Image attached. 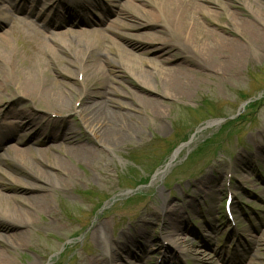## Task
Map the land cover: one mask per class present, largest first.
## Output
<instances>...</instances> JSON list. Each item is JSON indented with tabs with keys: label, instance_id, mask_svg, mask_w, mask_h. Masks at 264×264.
Masks as SVG:
<instances>
[{
	"label": "rangeland",
	"instance_id": "374dc122",
	"mask_svg": "<svg viewBox=\"0 0 264 264\" xmlns=\"http://www.w3.org/2000/svg\"><path fill=\"white\" fill-rule=\"evenodd\" d=\"M4 1L0 2V7L9 6ZM124 1L114 0L120 5ZM260 1L219 0V4L235 6L240 11L238 18L248 21L242 10L255 12ZM100 2L96 11L79 17L73 25L65 21L55 31L69 29L81 34L99 29L109 35L106 28H113L109 24L115 18L114 7L108 0ZM43 11L49 10L36 6L30 19L41 20ZM23 15L17 14L18 17ZM219 22L225 26L224 35L239 41L243 62L219 79L200 77L184 97L168 92V86L159 81L149 82L150 87L144 85L142 82L147 80L146 77H138L125 65L130 60L134 68H149L138 59L122 58L119 50L113 47L110 56L118 63H106L104 70H96V75L91 71L78 73L73 65V78L69 79L58 74L62 65L67 67L63 61L59 65L52 61L47 64V72L63 81L65 89L69 90L71 86L77 89L85 76H89V85L94 90L111 85L123 91L126 94L124 100L137 109L132 112L140 118L142 126L127 133V138L118 145L98 143L87 160H68L75 175L67 177L58 173L63 179L50 189L51 210L32 214L23 244L0 243V249L8 254L13 264H88L94 256L109 261L115 251L121 252V244L133 235L135 237L138 231L144 232L146 238H135V244L140 246L138 250L143 249L146 258L141 261L131 253L127 258L130 261L160 264L166 253L174 258V264H197L195 259L185 256L178 247L165 240L169 230H166L164 219L177 215L187 230L176 236L180 241L188 239V247L197 250L196 256L200 259L209 261L220 252L228 254L232 264H247L249 259L264 264V156L256 158L257 145H264V41L259 40V46L252 48L243 35L236 37L241 29L231 25L227 17L222 15ZM7 28L0 22V33ZM18 30L23 37L30 34L24 26H19ZM54 38L59 43H72L78 49L81 46L76 43V38L75 42L65 35ZM10 43L12 47H18V54H23V48L14 38ZM56 53L66 58L70 56L61 50ZM95 57L102 58L99 51L95 52ZM122 64L124 69L123 66L121 69ZM7 80L0 77V97L4 102L7 101L6 89L14 91V85ZM140 99L152 101L151 106H157L160 115L153 112V107L140 104ZM31 105L28 99L17 100L19 108ZM35 109L44 112L36 106L33 113H37ZM66 120L77 129L81 142L95 140L92 133L84 131L78 116L70 113ZM49 143L51 141H46L35 149ZM9 146L25 148L30 146V141L27 136L20 140L15 136L4 140L0 154L5 160L9 159L6 152ZM178 148L172 166L165 173H158ZM242 157H246L249 166L245 170L236 163ZM27 160L36 164L29 156ZM6 162H0V168L13 169L11 172L16 175L17 169L9 170L7 167L11 165ZM44 170H47L45 166ZM229 170L236 171V184ZM50 171L56 173L53 169ZM217 172L221 173V188L214 186V182L210 185L206 182L209 176L214 180ZM209 186H214L212 194L205 196L201 189ZM229 186L234 196L232 219H227L222 209ZM210 222L220 229L213 233L206 231ZM208 234L211 238L207 241ZM251 238L260 239L259 245L256 246ZM242 243L241 253L238 250L235 254L234 250ZM130 247L135 250V246Z\"/></svg>",
	"mask_w": 264,
	"mask_h": 264
},
{
	"label": "bare ground",
	"instance_id": "6f19581e",
	"mask_svg": "<svg viewBox=\"0 0 264 264\" xmlns=\"http://www.w3.org/2000/svg\"><path fill=\"white\" fill-rule=\"evenodd\" d=\"M2 1L4 0H0ZM4 2L9 6L0 7V22L8 28L0 33V77L4 81L8 78L7 82L10 80L9 84L14 85V91L6 89L5 102L0 97V147L4 140L14 136L17 140L27 136L30 141L29 147H7V160L0 154V162L7 161L11 165L7 167L9 170L17 169L15 175L11 172L13 169L5 171L0 168V243L7 245L23 244L32 214L51 210L50 189L63 179L58 173L67 177L75 175L68 160H87L98 143L118 145L127 138V133L142 126L140 118L132 112L137 109L124 100L126 94L123 91L111 85L94 90L89 85V76H85L77 89L73 86L69 90L65 89V83L51 77L45 69L50 61L58 65L62 61L67 64V67L62 65L58 74L66 75L69 79L73 78V65L74 71L78 73L91 71L96 75V70H104L106 63L117 62V59L110 56L111 48H117L122 58L138 59L140 64L149 68H134L130 60L125 65L136 72L138 77H146L147 80L142 82L144 85L150 87L149 82L159 81L168 86V92L184 97L200 81V77L219 79V76L236 70L243 62L239 41L224 35L225 26L219 22L222 15L228 18L231 25L241 29L236 37L243 35L250 47H258L259 40L264 41V0L254 8L255 12L242 10L248 21L238 18L239 9L234 5V8H230V5L219 4V0H125L121 5L114 0H108L115 12V18L109 24L113 28H106L109 35L99 29L83 31L81 34L69 29L63 32L53 31L65 21L60 11L62 14L72 13L79 17L88 14L90 10L99 9L100 0H28L29 4L26 0ZM37 4L49 8L53 13L48 21H41V28L36 22L16 15L21 12L30 15ZM70 21L74 23L75 19ZM19 26L26 27L30 34L21 36ZM60 35L69 36L71 41L76 38V43L81 44L80 48L72 43L57 42L54 37ZM11 38L23 48L22 55L18 54V47L16 49L11 46ZM56 50L70 56H60ZM96 51H99L101 59L95 57ZM122 66L124 69V64L121 69ZM21 98L28 99L33 105L17 107V100ZM144 101L140 99L139 103L143 102L147 107L152 105V101ZM36 106L41 107L44 112L35 109L37 113H33ZM151 107L155 114L160 115L161 111L157 106ZM70 113L79 117L84 131L92 133L95 139L93 142L79 140L77 129L66 120V115L70 116ZM46 141L51 143L35 149V146L45 144ZM178 152L170 157L169 162L164 165L165 168H160L158 173H165L172 166ZM262 155L264 156V145L258 144L256 158H261ZM28 156L36 164L29 162ZM236 163L237 166H243V170L249 167L246 157ZM44 166L47 170H44ZM52 169L56 173L50 171ZM229 172L236 184V171ZM220 177L221 173L217 172L214 180L209 176L206 182L208 185L214 182V186L221 188L223 186L221 180L219 181ZM4 181L14 185L8 186ZM214 186L201 191L208 196L212 194L211 188ZM178 218L177 215L175 218L164 219L166 230H169L165 240L178 247L185 256L195 259L197 264L231 262V257L220 252L209 261L197 257L199 252L188 247V239L182 238L180 241L176 236L178 232L187 230L184 222ZM219 229V226L211 222L206 227L209 233ZM137 237L146 238L144 232L138 231L135 237L133 235L121 244V252L115 251L109 261L94 256L88 264H136L127 259L131 253L144 261L146 257L142 253L143 249L138 250L140 246L135 244ZM206 237L207 241L211 238L209 234ZM251 240L255 241L256 246L259 245L260 239ZM131 245L135 246L134 251L131 250ZM242 246L243 243L234 250L235 254L238 250L241 253ZM159 263L174 264V258L164 253ZM0 264H13L8 254L1 249ZM247 264L257 263L249 259Z\"/></svg>",
	"mask_w": 264,
	"mask_h": 264
}]
</instances>
